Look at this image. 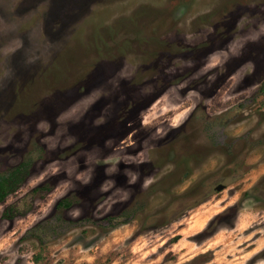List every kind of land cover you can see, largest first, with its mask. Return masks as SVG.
I'll return each instance as SVG.
<instances>
[{"label":"rangeland","instance_id":"obj_1","mask_svg":"<svg viewBox=\"0 0 264 264\" xmlns=\"http://www.w3.org/2000/svg\"><path fill=\"white\" fill-rule=\"evenodd\" d=\"M22 162L0 264H264V0H0Z\"/></svg>","mask_w":264,"mask_h":264},{"label":"trees","instance_id":"obj_2","mask_svg":"<svg viewBox=\"0 0 264 264\" xmlns=\"http://www.w3.org/2000/svg\"><path fill=\"white\" fill-rule=\"evenodd\" d=\"M28 174V166L24 162L14 166L6 173H0V203L19 188ZM68 206H70V203L67 199H62L57 203L58 208Z\"/></svg>","mask_w":264,"mask_h":264}]
</instances>
